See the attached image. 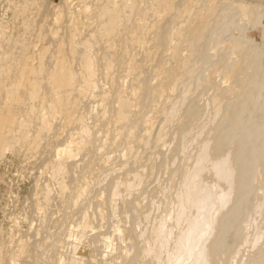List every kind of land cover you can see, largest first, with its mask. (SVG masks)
<instances>
[{"label": "bare ground", "instance_id": "1", "mask_svg": "<svg viewBox=\"0 0 264 264\" xmlns=\"http://www.w3.org/2000/svg\"><path fill=\"white\" fill-rule=\"evenodd\" d=\"M11 7L0 17V163L50 151L30 206L53 226L50 239L24 240L28 217L2 199L0 264H264V0ZM160 117L139 163L133 131L146 126L149 150ZM129 157L137 169H124Z\"/></svg>", "mask_w": 264, "mask_h": 264}, {"label": "rangeland", "instance_id": "2", "mask_svg": "<svg viewBox=\"0 0 264 264\" xmlns=\"http://www.w3.org/2000/svg\"><path fill=\"white\" fill-rule=\"evenodd\" d=\"M10 1H12L13 3H16V5L18 4V0H0V17H5V19H7V18H9L10 19V17H11V11H12V7H11V5L13 4L12 2L10 3ZM47 1H51V2H54V3H56V2H59L60 0H47ZM5 7V8H4ZM47 8V6H45L44 7V9H46ZM3 10H4V12H3ZM6 11V12H5ZM2 13V14H1ZM5 14V15H4ZM10 14V15H9ZM9 15V16H8ZM250 34L253 36V38L255 37L256 38V36H257V32L255 31V30H253V31H251L250 32ZM30 39H31V34H30ZM157 58H158V56H157ZM179 90L174 94V97H177V95L179 94ZM163 100V98H161V99H159V102H161ZM89 102V101H88ZM87 101H85V104L86 103H88ZM156 101L154 100V103H155ZM158 102V103H159ZM157 103V102H156ZM89 121V120H88ZM87 121V122H88ZM91 122V121H90ZM89 123V122H88ZM163 124V118L162 117H160L159 119H157V121L155 122V124H154V129H153V132H152V134H151V137H150V148H149V150H146V148L144 147V145L142 144V143H140L139 141H140V139H141V137L142 136H146V134H145V130H146V126L145 125H143V124H139L136 128H135V130L133 131V135H135V137L133 136L132 138H131V141L133 142V144H135V151H137L139 148V151H137L138 152V156H140V159H138L137 161L140 163L141 161L142 162H144L145 160H147L148 159V157L151 155V153H152V151L151 150H153V147H154V138H155V135H156V132L158 131V129L160 128V126ZM176 124V122H174V124H173V126H172V129L170 128V131H172L174 128H176L175 125ZM143 128V129H142ZM138 130V131H137ZM144 131V132H143ZM60 133H62V132H60ZM64 134V133H63ZM142 134V135H141ZM65 135V134H64ZM58 136H59V134H58ZM141 136V137H140ZM63 135L62 136H59V138H58V140H63ZM139 140V141H138ZM138 141V142H137ZM42 147V146H41ZM39 147V149H40V151H39V149H38V153H37V155L36 156H34V159H33V157H29L28 158V160H27V163L24 165V164H22V163H20L19 161H18V159L16 158V157H13V155H10L9 153H7V154H5V159H3V160H1V163H0V205H2V199H5V197L7 198V201H8V203H10L8 206H7V211H6V213L7 212H9L10 211V213L12 214V210H14V213H16L20 208H22V211H21V213H25L26 214V216L28 217V221L26 220V222H24V221H21L20 222V225H21V230L20 231H22L23 229V231L22 232H19V235L20 236H22L23 237V239L24 240H28L29 242H31V243H34L35 241H37L38 239H40L41 238V234L44 236H46L47 234V236H46V238L45 239H50V237H49V231L50 230H52L51 229V227L53 226V223L52 222H47L48 224H47V226H45L46 224H44L43 222H41L42 220H41V217H39V215L38 214H34V211H33V208H31V206H30V203H31V201H32V198H33V193L35 192L34 191V183H33V181H32V178L34 179V177H35V175L37 174V172H38V165H40V163L42 162V160L46 157V156H48V155H50L51 153H50V151L48 150V149H46V147ZM44 149L47 151V152H45L44 151ZM145 149V150H144ZM43 150V151H42ZM163 150V149H162ZM165 150V149H164ZM146 151V152H145ZM142 152H143V154H142ZM145 152V153H144ZM40 153V154H39ZM7 155V156H6ZM45 155V156H44ZM143 155V156H142ZM41 156V158H39L38 159V157H40ZM42 156H43V158H42ZM12 158V159H11ZM40 159H42L41 161H39ZM18 161V162H17ZM39 161V162H38ZM34 162V163H33ZM116 163V170L115 171H117V173H119V172H121V170L120 171H118V166L120 165V162H121V165H122V163H123V160L121 159V158H118L117 159V161H115ZM158 162V161H157ZM18 163L20 164V165H18ZM32 163H33V165H32ZM139 163H137V162H134V160L133 159H130V157H129V159H128V164L126 165V167H124V169H127V166L129 167V168H131V169H137V167H138V165H140ZM148 164L147 165H149L150 163H149V161L147 162ZM119 164V165H118ZM132 164V165H131ZM134 165V166H133ZM23 166H25V169H23L22 170V167ZM114 169H115V166H114ZM119 169H120V166H119ZM30 170V171H29ZM34 170V171H33ZM30 173H29V172ZM23 172H24V175H23ZM146 172V175L147 176H145V177H147V178H145L144 177V184L145 185H143L147 190H150V189H152V187L156 184V178H155V176H156V173H155V171H153V175H151L150 177L148 176L149 175V170H147V171H145ZM20 173V174H19ZM29 173V174H28ZM19 174V175H18ZM32 174V175H31ZM21 176V177H20ZM151 178V179H150ZM155 178V179H154ZM148 179V180H147ZM21 180V181H20ZM146 184H147V186H146ZM31 187V188H30ZM94 188H96V186H94ZM53 189V188H52ZM33 191V192H32ZM27 192V193H26ZM5 194H8V195H10V196H6ZM2 195H3V198H2ZM13 195V196H12ZM93 195V193L91 194V196ZM17 197V198H16ZM23 197V198H22ZM10 199V200H9ZM15 202H16V204H15ZM14 206H13V205ZM27 204H29V206L27 205ZM22 206V207H21ZM1 207V206H0ZM2 207H3V205H2ZM14 207V208H13ZM17 207H18V210H17ZM16 208V209H15ZM10 209V210H9ZM24 209V210H23ZM17 210V211H16ZM26 211V212H25ZM33 211V212H32ZM18 212H20V211H18ZM6 213H4V217L1 215L2 214V212H1V208H0V228H1V226L2 227H6L7 226V223H8V220H9V216L6 214ZM13 213V214H14ZM33 214V215H32ZM55 215H56V213H53V215H52V217L54 218V219H56V218H58L59 217V214L58 215H56V218H55ZM70 215H73L72 216V219H74V217L76 218V217H78L79 215H78V213H75L74 211L70 214ZM40 218V219H39ZM122 218V217H121ZM30 219V220H29ZM69 218H68V220L66 221V226H68L69 224H68V222H69ZM125 221H127V220H125ZM29 222V223H28ZM37 224H38V226H37ZM41 226H40V225ZM31 225V226H30ZM42 225H44L43 227H42ZM49 225V226H48ZM121 225H124V223H123V221L121 222ZM30 226V227H29ZM26 227V228H25ZM47 227V228H46ZM39 228V229H38ZM42 231H41V230ZM43 229H45V230H43ZM47 229H48V233H47ZM97 230V229H96ZM30 232V233H29ZM37 232H39V234L38 235H36L37 234ZM40 232H41V234H40ZM106 234H107V236H109L110 237V239H111V243H112V245H113V248H115L116 247V245H117V241L115 240V237H114V233L112 232V229L111 228H108V229H106ZM37 236H39V237H37ZM44 236V237H45ZM33 237V238H32ZM36 237V238H35ZM60 238V240H64L65 242H70V241H72V242H74L73 240H74V238L73 237H71V238H68L67 237V235L65 236L64 234H62V236L60 235L59 236ZM28 238V239H27ZM43 238V237H42ZM30 239V240H29ZM115 242V243H114ZM94 244H91L90 245V247H91V250H93V248H94V246H93ZM97 246H99V251L97 252V253H99L100 251H104L105 250V248H104V245L102 244V243H98V245ZM67 247V246H66ZM65 249V248H64ZM63 249V250H64ZM90 250H88L87 251V253L89 252ZM64 252H65V254L68 256L69 255V253H70V255L69 256H71V249L69 248V249H65L64 250ZM68 252V253H67ZM92 252H90V253H88V257H87V260L88 261H90L91 259V256L92 255H94V254H92ZM91 255V256H90ZM96 255V254H95ZM117 256V253L114 251V253H113V255H111V256H109V261H113V260H115V257Z\"/></svg>", "mask_w": 264, "mask_h": 264}]
</instances>
